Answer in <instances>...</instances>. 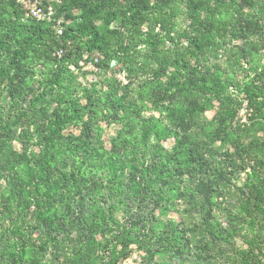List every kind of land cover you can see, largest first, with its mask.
I'll use <instances>...</instances> for the list:
<instances>
[{
    "label": "trees",
    "instance_id": "1",
    "mask_svg": "<svg viewBox=\"0 0 264 264\" xmlns=\"http://www.w3.org/2000/svg\"><path fill=\"white\" fill-rule=\"evenodd\" d=\"M114 1L100 0L101 5L111 6L107 13L120 17L121 28L128 27L129 38L145 43L152 55L157 54L156 47L162 38L155 29H164L172 22L173 0H124L122 7H115ZM195 1L198 7L193 8L190 16L193 32L188 37L187 46L179 56L175 55L172 59L177 65L176 71H183L180 73L183 80L174 82L173 85L194 90L196 87L205 88L210 93L204 98L196 93L187 94L180 102V107L168 106L167 109L169 115L179 123L175 127L192 133L190 129L196 124V117L212 97H217L219 106L213 121L201 123L200 128L206 133L204 142H198L193 134L165 128L156 129L148 120L140 117L137 123H142L140 134L143 142L147 140L150 130H153L157 139V148L148 164L145 161L136 162L139 144L124 142L123 138L115 139L108 151L98 154L97 151L101 148L97 145L98 122L105 118L110 120V117L119 120L121 111L122 114L129 111V106L122 101L98 96L83 108L85 118H82V108H67L59 112L55 110L50 114L46 126L49 133L39 141L42 144L41 161L31 160L30 157L27 158L26 152L16 151L0 160V172L5 169L14 171L12 184L16 187L13 188V193H16L17 200H21L23 195L28 198L24 182L30 184V187L42 184L48 188V192H42L44 207L48 209V219L45 218L43 223L51 239L68 231L67 222L72 224V229L80 231L78 235L89 230L84 235L86 240L83 245L77 243V250L63 264H99L98 246L101 243L95 240L93 230L95 225L98 227L106 224L105 207L98 200L104 199V191L108 198H117L112 205L121 201L124 203L126 222L122 226L123 247L128 246L125 240L131 241L128 234L132 232V228L139 229V223L145 220L144 223L152 221V224H159V220L153 215L155 209L167 207L164 203L179 197L184 202L182 212L186 218L179 221L166 220L165 228L156 232V239L169 250L168 254L172 259L179 260L178 263L187 259L189 264H209L218 253L217 250L224 246L222 242L238 236L244 244L237 251L238 261L241 264H264V137H252L245 141L239 135L242 130L244 136L247 131L253 132L260 127L264 129V65L255 68L256 78L243 86L250 109L248 127L243 129L238 123L232 124L238 113L239 102L223 94L224 82L214 74L208 77L193 74L196 69L188 59L209 47H216V37L245 40L251 35L259 34L262 40L264 0H212V3ZM246 8L248 12L243 13ZM199 9L206 11L204 20L198 15ZM58 10L63 11L64 18L68 19L59 24L62 27L56 23L59 16L57 11L51 20H38L28 16L16 0H0V96L6 87L10 94L22 92L29 71L26 66L33 58L40 60L45 66L56 67L61 72L60 68H67L68 62L77 65L74 51L82 45H85L88 52L95 51L104 56L113 45L119 51H127L129 48L127 44L121 45L124 34L120 28H106L104 32H100L82 14H73L64 6H60ZM144 25L146 31L142 33ZM136 42L133 41V44ZM156 62L161 65L162 61L156 57ZM165 63L169 65L170 62ZM94 65L102 69L107 67V62L96 59ZM59 78L57 73L51 79V88L53 83L60 81ZM176 89L180 93L179 88ZM165 92L161 91L162 94H166ZM152 94L156 95L157 92ZM42 95L43 92H40L34 99ZM56 95L64 97L67 94L63 91ZM135 111L132 109L130 114L139 117V112ZM70 121H76L80 126L78 134L63 132L64 125ZM10 128L11 124L0 123V156L13 137L9 132ZM169 134L175 135L174 144L171 151L164 152L158 141ZM218 141L220 147H223L222 160L216 157L214 145ZM22 162L27 163L26 180L20 178L16 171ZM39 163L43 167L36 173L33 165ZM125 168H129L127 174L124 173ZM101 169L108 173L104 176V182L98 175ZM241 175L242 182L231 191L227 185L232 177ZM97 191L100 192L95 193ZM137 200L140 206L133 212L128 204ZM71 202H76L78 207L73 209ZM88 202L99 206L97 220L89 212ZM56 203L61 204L64 210L54 222V215L49 213V209ZM145 207L150 208L148 214H145ZM217 215L224 216L225 227L217 221ZM109 242L110 240L105 241L104 245L107 247ZM3 256L4 252H1L0 259ZM11 259L12 264H16V260H21L22 257Z\"/></svg>",
    "mask_w": 264,
    "mask_h": 264
},
{
    "label": "rangeland",
    "instance_id": "2",
    "mask_svg": "<svg viewBox=\"0 0 264 264\" xmlns=\"http://www.w3.org/2000/svg\"><path fill=\"white\" fill-rule=\"evenodd\" d=\"M37 1L43 7L50 6L53 15L57 11L59 16L56 21L61 20L62 23L67 22L68 19L64 18L63 11L58 10L60 6H64L73 14H82L87 17L100 32H104L106 28H120L124 34L121 45L127 44L129 48L127 51L124 49L119 51L116 45H113L104 56L95 51L88 52L85 45H82L80 49L75 48V51L73 50L77 56V65L68 62L66 63L67 68H60L61 72H58L56 67L45 66L40 60L36 61L33 58L34 60H31L26 66L29 71L26 74L22 92L10 94V90L6 87L0 96V123L11 124L9 132L11 135L13 134L8 146L3 149L0 160L10 155L12 151H16L19 153L26 152L27 158L41 161L40 145L42 144L39 141L49 133L46 126L50 114L55 110L59 112L67 108H82L83 111L86 104L98 96L102 99L106 97L115 98V100L122 101L124 105L129 106V111L126 113L123 112L122 114L120 110L121 117L119 120H113L110 117V120L105 118L98 122L97 145L101 146L97 151L98 154L108 151L115 139L123 138L125 139L124 142L139 144V153L135 157L138 160L136 162L145 161L148 164L157 148V139L153 130H150L147 140L143 142L140 134L142 123H137L141 118L148 120L156 129L165 128L189 135L193 134L200 143L206 140L204 138L206 133L200 128L201 123L213 121L219 106L217 97H212L210 103L196 117V124L190 129L192 133L175 127L179 123L169 115L167 109L168 106L180 107V102L184 100V96L187 94L196 93L204 98L210 93L209 89L205 88L196 87L194 90L184 88L182 85H173L174 82H182L183 80L180 74L183 71H176L177 65L172 59L175 55L179 56L180 52L187 46L188 37L193 32L194 28L190 16L193 8L198 7L195 0L172 1V22L167 24L164 29L160 27L155 29V32L162 38L156 47L157 54L155 55L157 56L149 52L145 43H141L135 38H129L128 27L121 28L120 17H114L111 13H107L111 6L101 5L100 0ZM111 1L113 2V0ZM205 1L212 3V0ZM114 2L115 7H122L124 4V0H115ZM244 12H248V9H244ZM205 14L206 11L203 9L198 10V15L203 20ZM144 31H146L145 25L142 28V33ZM262 38L261 40L259 34L251 35L245 40H232L228 37H220L219 39L216 37L215 41L218 44L216 47H209L198 52L195 56L188 57L192 67L196 69L193 74L197 73L198 76L203 77L214 74L220 77L221 82H224L223 94L239 102L238 113L232 124L238 123L243 129L248 127V113L250 112L247 105L248 98L243 91V86L246 83L249 84L254 77L256 78L254 69L264 65V32ZM133 41L137 42L133 44ZM156 57L161 59V65L156 62ZM96 59H103L107 62V67L98 69L94 65ZM164 60L169 61V65ZM179 70L182 69L179 68ZM57 73L60 81L53 83L54 86L51 88L49 83ZM94 83L96 84L94 85ZM176 88H179L180 93ZM63 91L66 92V96L56 95L57 92L62 93ZM161 91H166V94H162ZM40 92H43L42 97L38 96V99H34ZM150 92L154 94L157 92V94L153 95ZM89 97L91 99H88ZM132 109L139 112V117L130 114ZM85 117L86 113L83 111L82 118ZM213 124L216 125L215 122ZM79 130L80 126L76 121H70L63 127V132L70 134H78ZM243 132L244 130H242ZM242 133L239 132V135L245 141L252 137L260 139L264 137V129L261 127L253 132H245L244 136ZM174 136L169 134L158 141L164 148V152L172 150ZM214 146L217 151V159L222 160L223 147H220L219 141ZM26 164V162H22L16 168L20 178L24 180L28 175L25 173ZM33 167L37 173L43 166L39 163ZM128 169H124L125 174L128 173ZM13 172L7 169L0 172V254L4 252L0 264H12L11 258H19L20 256L22 259L16 260L18 264H63L70 260V257L75 253L74 250L78 248H76L77 243L83 245L89 230L78 235L80 231L72 229V224L67 222L68 231L62 233L63 235L58 238L51 239L47 233L46 225L43 223L45 218L48 219V209L44 207L45 198L42 192H48V188L46 189L42 184L30 187V184L24 182V187L28 189V198L23 195L21 200H17L15 198L16 193H13V188H16L12 184ZM98 175L104 182V176L108 173L105 169H101ZM242 178L243 175L237 178L232 177L229 185H227L228 188L234 191L235 185H239ZM123 180H125V176ZM104 195V199L98 198V200L103 208L105 207L106 218L104 219L106 224L98 227L95 225L93 230L95 240L101 243L98 246L99 264H107V262L108 264H189L187 259L181 263H178L179 260L172 259L168 254L169 250L161 246L159 240L156 239V232L165 228L166 220L179 221L186 218L182 212L184 202L179 197L164 203L167 207L160 206L155 209L153 215L159 220V224H152V221L144 223L145 220L139 223V229L132 228V232L128 234L131 241L125 240L124 242L128 246L123 247L121 243V240H124L122 226L126 222L124 203L121 201L112 205L113 202L117 201V198H108L105 191ZM99 196L101 197V194ZM136 202L131 201L128 204L132 207L133 212H136V208L140 206L139 201ZM71 203L73 209L78 207L76 202ZM87 206L89 212L94 216L93 218L97 220L100 213L99 206L89 202ZM63 210V206L58 203L49 209V213L54 215V222L60 217ZM149 210V207H145V214H148ZM148 217L150 220L151 215ZM216 219L223 227L226 226L224 216L217 215ZM188 220L189 218L185 222ZM100 222H102L101 218ZM127 226L129 227V225ZM109 240L110 242L106 247L105 241ZM222 243L224 246L221 250H217L218 253L209 264H241L237 259V251H240L239 247L244 245L241 237L235 236Z\"/></svg>",
    "mask_w": 264,
    "mask_h": 264
},
{
    "label": "built area",
    "instance_id": "3",
    "mask_svg": "<svg viewBox=\"0 0 264 264\" xmlns=\"http://www.w3.org/2000/svg\"><path fill=\"white\" fill-rule=\"evenodd\" d=\"M25 9V13L38 20H51L53 16L52 8L43 7L37 0H16ZM56 23L59 25L61 20H57ZM58 33H61V28L58 29Z\"/></svg>",
    "mask_w": 264,
    "mask_h": 264
}]
</instances>
